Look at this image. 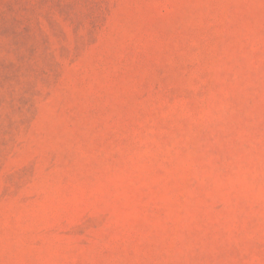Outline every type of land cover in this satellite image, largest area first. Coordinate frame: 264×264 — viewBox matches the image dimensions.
<instances>
[{
  "label": "rangeland",
  "instance_id": "1",
  "mask_svg": "<svg viewBox=\"0 0 264 264\" xmlns=\"http://www.w3.org/2000/svg\"><path fill=\"white\" fill-rule=\"evenodd\" d=\"M0 264H264V0H0Z\"/></svg>",
  "mask_w": 264,
  "mask_h": 264
}]
</instances>
